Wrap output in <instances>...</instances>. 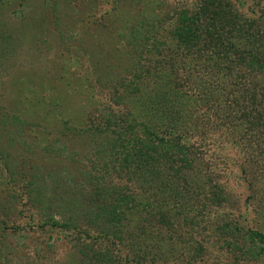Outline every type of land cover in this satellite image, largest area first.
Instances as JSON below:
<instances>
[{"label": "rangeland", "instance_id": "obj_1", "mask_svg": "<svg viewBox=\"0 0 264 264\" xmlns=\"http://www.w3.org/2000/svg\"><path fill=\"white\" fill-rule=\"evenodd\" d=\"M233 1L235 10L251 18L264 10V0ZM195 4L0 0V264H87L74 245L78 237L83 246L105 250L98 234L106 227L103 218L94 217L97 209L117 205L128 218L146 220L159 198L138 179V163L124 161L122 148L111 149L109 141L124 134L132 142L135 134L139 144L158 147L154 154L160 160L179 156L171 139L180 143V132L191 137L198 129L209 144L198 176L190 177L198 197H189L185 211L176 208L180 214L171 229H152L138 245L122 239L113 256L120 251L121 264H214V257L219 264H264V258L245 262L219 237V226L229 222L264 231V169L261 164L254 169V158L234 140L233 124L214 128L215 119L221 120L216 113L232 121L235 111L222 101L230 83L212 87L202 60L177 50L161 21ZM146 40H158L159 51L149 46L150 53ZM206 97L219 109L210 110ZM146 105V119L172 131L170 138L156 127L142 132L144 113L141 119L137 112ZM163 139L171 150L162 147ZM188 139L189 146L195 143ZM210 178L225 188L223 201H208ZM119 193L123 202H117ZM69 217L76 231L40 230L45 221L60 226ZM120 224L118 231L132 232L131 223ZM80 228L91 231L90 240L81 241ZM198 243L209 249L191 260ZM113 261L120 264L116 256Z\"/></svg>", "mask_w": 264, "mask_h": 264}, {"label": "trees", "instance_id": "obj_2", "mask_svg": "<svg viewBox=\"0 0 264 264\" xmlns=\"http://www.w3.org/2000/svg\"><path fill=\"white\" fill-rule=\"evenodd\" d=\"M234 3L233 0H196L194 7L184 8L182 6L168 18L161 21L169 26L166 29V35L177 50L183 51L184 56L187 58L202 60V70L208 76L207 78L212 79L213 83L209 82L213 85L212 87H216L218 90L230 83L231 87L226 92L223 91L225 97L222 101L225 105H230L233 112L235 111L233 116L229 118L232 121L228 120L227 116H219L216 113L217 117H221V120L218 123L215 119L214 128L219 124L222 126L227 123L233 124L235 130L231 131L234 140L238 137L240 140L239 147L242 150H247V155L254 158V169L259 168L255 164H261L260 168L264 169V10L258 16L251 18L239 9L235 10L237 6ZM157 44L159 45L158 40H146L145 46L149 52V46L159 51V48L156 49ZM153 56V54H150L149 58L152 59ZM169 65L171 64L169 63ZM172 65H175V62H172ZM174 70L175 72L172 71L174 73L179 71L178 68ZM203 100L208 103V108L211 110L213 102L208 97ZM144 108L137 112L140 118L144 113L143 133L146 132V127L149 129L156 127L150 122V119L145 117V114L150 113L149 107L146 105ZM212 109H219L218 105ZM237 124L238 129L235 128ZM109 127L111 129V125H108ZM159 127L161 126L159 125ZM156 128L160 131L158 134L168 138L172 136V131ZM134 135L131 142L130 139L122 138L125 136L124 134H116V138L109 141L111 149L115 150L116 147H121L122 153H125L124 161L127 160L131 164L138 163L136 167L140 173L137 176L138 179L145 182L146 187L150 188L149 191L156 193V197L159 198L155 202V208L150 207L146 211V216H148L146 220L137 219V217L128 218L123 212L116 210L117 205L111 208L101 206L97 209L94 212V217L103 218V227H106L98 234L103 239V244H101L105 250L99 249L96 252L94 249L97 244L93 247L83 246L78 237L74 245V248L81 253L82 259L89 260L90 263L87 264H113L114 256L121 264L123 256L120 255V251L118 254L114 252L113 256V250L117 248L118 243L121 244L122 239H127L138 245L136 241H142L141 239L145 237V233L146 237L152 235L150 234L152 229L157 231L171 229L175 225L172 220L180 214L176 208L185 211L188 206L187 203H191L189 197L192 195L195 196L193 199L198 197L197 190L192 189L191 184L193 183L190 177L198 176L199 166L197 164H201L205 159L206 147L209 146L207 140H205L207 137L205 131L194 130L191 137L188 132H180V143L171 139V142H174L172 146L176 147L179 156L171 154L170 157L164 156L160 160L154 154L158 147L153 146V143H146V146L139 144ZM188 137L195 142L191 146H189ZM161 145L165 148V151L171 150L170 142L164 140V144L161 143ZM144 148H146V151L143 150ZM115 155H118V152H115ZM129 157L131 160H128ZM259 160H263V162H259ZM206 172L207 170L202 172V177ZM145 175L146 180H143L142 177H145ZM210 180L211 178L207 179L208 185L206 186L208 201L219 199L223 201L225 188L216 183L212 184ZM252 184L253 182H248L249 187H252ZM151 185L153 186L151 187ZM121 197L122 194L119 193L118 199L116 198L117 202H123L124 198L121 200ZM68 211L70 216L74 217V211L71 208ZM72 217H69L68 222L60 226L45 221L40 226V230L43 231L46 227H49L52 230L66 233L71 230L76 231L78 226ZM122 221L127 224L131 223L132 232L118 231L117 228ZM239 225L237 223L230 224L229 222L219 226L218 231L220 233L219 237L223 240L222 245L230 252L235 251L243 256L245 262L256 263L260 261L264 258V231L248 230ZM80 229L76 235L80 233L82 235L83 233L84 238L82 235L81 241L90 240L91 231ZM104 239L108 243L104 242ZM206 249L208 250L209 247L198 243L196 250L190 254V259L197 260L199 255L203 258ZM142 253L144 252L142 251L139 254ZM147 254L149 252L146 249V256ZM217 259L218 257H214L212 262L219 264L216 261ZM235 261H239L237 257H235ZM149 262L156 263L157 261L151 258ZM192 264H194L193 261Z\"/></svg>", "mask_w": 264, "mask_h": 264}]
</instances>
